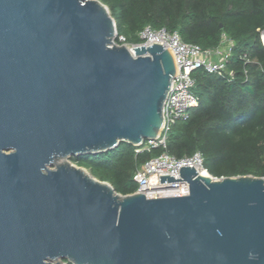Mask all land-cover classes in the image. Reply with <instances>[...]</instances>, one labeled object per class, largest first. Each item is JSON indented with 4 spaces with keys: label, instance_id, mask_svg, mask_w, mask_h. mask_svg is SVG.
Returning a JSON list of instances; mask_svg holds the SVG:
<instances>
[{
    "label": "water",
    "instance_id": "1",
    "mask_svg": "<svg viewBox=\"0 0 264 264\" xmlns=\"http://www.w3.org/2000/svg\"><path fill=\"white\" fill-rule=\"evenodd\" d=\"M116 37L97 0H0V264H264V178L148 199L68 161L161 129L173 58Z\"/></svg>",
    "mask_w": 264,
    "mask_h": 264
},
{
    "label": "trees",
    "instance_id": "2",
    "mask_svg": "<svg viewBox=\"0 0 264 264\" xmlns=\"http://www.w3.org/2000/svg\"><path fill=\"white\" fill-rule=\"evenodd\" d=\"M97 1L108 9L117 37L129 45L140 44L147 27L177 33L182 42L203 50L216 48L222 36L232 41L229 80L202 69L191 73L198 105L173 126L166 151L178 159L200 153L204 170L217 179L264 178V0ZM115 43L122 44L118 38ZM134 150L122 142L110 152L70 161L127 196L137 191V169L160 152Z\"/></svg>",
    "mask_w": 264,
    "mask_h": 264
},
{
    "label": "built area",
    "instance_id": "3",
    "mask_svg": "<svg viewBox=\"0 0 264 264\" xmlns=\"http://www.w3.org/2000/svg\"><path fill=\"white\" fill-rule=\"evenodd\" d=\"M264 31L260 32V40L264 46ZM122 44H116L115 40ZM113 43L117 46L125 47L134 57L132 49L140 47H150L158 44L171 54L176 73L172 79L169 92L162 108L163 123L157 136L154 139L143 141L135 147V154L160 151L159 154L137 169L134 181L137 184V193L143 194L148 199L164 197H182L189 193L188 183L172 182L161 183L160 177H173V180L180 179V168L192 167L196 173L206 172L203 168V158L198 152L191 156L175 158L167 153V137L173 126L185 120L191 109L198 105V99L193 92L194 80L191 73L197 69H202L210 75L226 77L228 80L232 73L227 70L226 63L231 57L233 43L227 37L222 36L220 44L210 50H203L199 46L184 43L177 33H168L165 30L153 31L145 28L140 33L142 42L137 45L126 44L124 38L116 37ZM243 59L248 62L244 56ZM217 179V178H215Z\"/></svg>",
    "mask_w": 264,
    "mask_h": 264
},
{
    "label": "bare ground",
    "instance_id": "4",
    "mask_svg": "<svg viewBox=\"0 0 264 264\" xmlns=\"http://www.w3.org/2000/svg\"><path fill=\"white\" fill-rule=\"evenodd\" d=\"M263 41H264V37H263ZM205 176H208L206 172H202Z\"/></svg>",
    "mask_w": 264,
    "mask_h": 264
},
{
    "label": "rangeland",
    "instance_id": "5",
    "mask_svg": "<svg viewBox=\"0 0 264 264\" xmlns=\"http://www.w3.org/2000/svg\"><path fill=\"white\" fill-rule=\"evenodd\" d=\"M125 47L127 48V47H129V46H125ZM68 161L71 163L70 159H69ZM71 164H72V163H71ZM73 165H74V164H73ZM87 172H88V171H87ZM88 173H89V172H88Z\"/></svg>",
    "mask_w": 264,
    "mask_h": 264
}]
</instances>
